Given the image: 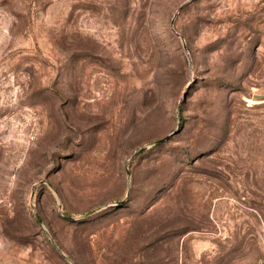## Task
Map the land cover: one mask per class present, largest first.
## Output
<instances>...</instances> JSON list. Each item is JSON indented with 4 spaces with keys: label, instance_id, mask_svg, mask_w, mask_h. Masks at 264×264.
Instances as JSON below:
<instances>
[{
    "label": "rangeland",
    "instance_id": "rangeland-1",
    "mask_svg": "<svg viewBox=\"0 0 264 264\" xmlns=\"http://www.w3.org/2000/svg\"><path fill=\"white\" fill-rule=\"evenodd\" d=\"M0 264H264V0H0Z\"/></svg>",
    "mask_w": 264,
    "mask_h": 264
},
{
    "label": "water",
    "instance_id": "water-1",
    "mask_svg": "<svg viewBox=\"0 0 264 264\" xmlns=\"http://www.w3.org/2000/svg\"><path fill=\"white\" fill-rule=\"evenodd\" d=\"M166 137H167V135L161 136L159 138H156L153 142H159V141L163 140Z\"/></svg>",
    "mask_w": 264,
    "mask_h": 264
}]
</instances>
